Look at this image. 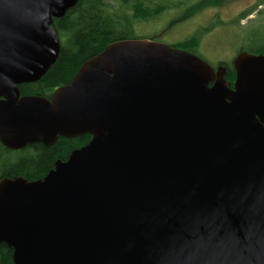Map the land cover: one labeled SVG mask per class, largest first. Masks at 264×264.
<instances>
[{"label":"water","instance_id":"water-1","mask_svg":"<svg viewBox=\"0 0 264 264\" xmlns=\"http://www.w3.org/2000/svg\"><path fill=\"white\" fill-rule=\"evenodd\" d=\"M78 0H0V144L90 141L42 179H0L13 264H264V54L226 70L121 40L49 98L21 96Z\"/></svg>","mask_w":264,"mask_h":264},{"label":"trees","instance_id":"trees-1","mask_svg":"<svg viewBox=\"0 0 264 264\" xmlns=\"http://www.w3.org/2000/svg\"><path fill=\"white\" fill-rule=\"evenodd\" d=\"M181 3L176 4L174 8ZM220 3V0H199L195 6L185 11L183 18H190L209 4ZM171 8L173 7L169 1L78 0L64 16L52 18V26L60 42L57 58L40 80L18 86L20 95L49 98L56 88L70 83L82 63L100 54L109 44L121 40L148 39L135 37L134 28ZM250 12V10L245 12L240 19ZM198 45L199 38L194 36L172 47L197 56L195 48ZM244 51L248 54L261 55L264 54V46L258 48L253 46ZM228 68L231 69L230 65ZM227 71L226 80L232 86L235 72ZM90 139L89 135L72 139L59 137L49 147L33 144L17 151L8 150L0 144V179L12 177H23L27 181L42 179L54 168L56 161H66L72 151L83 147ZM11 253L12 251L4 244H0V264H13Z\"/></svg>","mask_w":264,"mask_h":264},{"label":"rangeland","instance_id":"rangeland-1","mask_svg":"<svg viewBox=\"0 0 264 264\" xmlns=\"http://www.w3.org/2000/svg\"><path fill=\"white\" fill-rule=\"evenodd\" d=\"M152 1H169L173 8L164 11L152 20L136 24L135 37H146L169 46L182 43L194 36L198 37L199 45L195 50L198 56L212 67L218 61H224L230 65L235 58L237 47L243 45V37L258 40L257 48L261 44L264 46V2L262 0H220L221 3L214 9L209 4L210 7L186 19L183 18L185 11L195 6L199 0ZM179 2L182 3L174 8ZM255 3L257 6L260 5L256 18L240 19L239 17L240 23L237 24L240 28L238 30L231 29V25L234 24L232 21L236 22L238 14L246 6ZM219 22L221 23L219 24ZM237 24H235L236 27ZM210 29H212L211 32H209ZM236 34L241 35L239 41Z\"/></svg>","mask_w":264,"mask_h":264},{"label":"flooded vegetation","instance_id":"flooded-vegetation-1","mask_svg":"<svg viewBox=\"0 0 264 264\" xmlns=\"http://www.w3.org/2000/svg\"><path fill=\"white\" fill-rule=\"evenodd\" d=\"M263 2H264V0H262ZM210 6H211V8L212 9H214V7H216V5H212V4H210ZM210 6H207L206 8H208V7H210ZM260 5H258L257 6V4L255 3V4H251V5H249V6H246L245 8H244V10L240 13V14H238V19L236 20V22L235 21H232L233 23V25H231V29L232 28H234L235 30H238V28H240V26H238V24L240 23V20H239V17L241 16V15H243L245 12H247V11H251L249 14H247L245 17H244V19L245 18H248V19H254V18H256V16H257V14L259 13V10H258V7H259ZM205 10V9H204ZM254 15V16H253ZM242 21V20H241ZM231 22V21H230ZM221 22H219V24H220ZM238 23V24H237ZM235 24H237V27H236V25ZM212 31V29H210V31L209 32H211ZM241 35H237L236 34V37L238 38L237 40L239 41V37H240ZM243 45H239L238 47H237V50H236V55H235V58L238 56V55H240L241 53H247V52H245L244 51V49H248L249 47H257V45H258V40H256V39H251V38H248V37H243ZM237 41V42H238ZM262 45V44H261ZM260 45V46H261ZM173 48H175V47H173ZM177 49H179V48H177ZM198 56V55H197ZM199 57V56H198ZM234 58V59H235ZM234 59L232 60V62L230 63V67H231V69L230 68H228V65L229 64H227L226 62H224V61H218L217 63H216V65L215 66H211L214 70H218L219 68H224L225 70H226V78H227V70H234V68H233V61H234ZM233 83H234V81H233ZM232 87H233V85H232ZM11 257H12V253H11Z\"/></svg>","mask_w":264,"mask_h":264}]
</instances>
